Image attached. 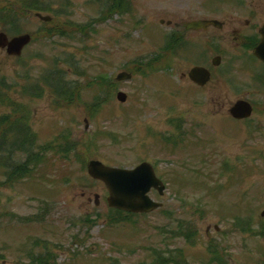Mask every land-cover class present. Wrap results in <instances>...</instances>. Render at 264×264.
Instances as JSON below:
<instances>
[{"label":"rangeland","instance_id":"rangeland-1","mask_svg":"<svg viewBox=\"0 0 264 264\" xmlns=\"http://www.w3.org/2000/svg\"><path fill=\"white\" fill-rule=\"evenodd\" d=\"M131 1L130 14L106 22L96 21L100 9L92 0H71L68 5L62 1L60 9L65 15L51 26L77 25L80 32L74 41L52 38L48 30L37 34L43 21L23 11L16 14L21 30L35 33L36 38L20 58L9 57L0 49V75L14 87L13 99L31 112L41 143L65 133L85 160L73 150L66 156L50 153L41 173L13 187H0V264H30L27 253L42 252L43 241L53 251L52 264H152L153 249H180L189 264H204L212 244L226 252L225 264H262L264 236L256 231H264V113L257 111L242 122L229 118L238 89L220 80L218 74L204 92L182 78L191 66L186 59L173 63V75L164 71L168 78H162V72L135 75L131 81L119 83L128 101L122 104L115 94L111 105L95 120L87 110L96 89L86 90L81 102L71 107L54 105L48 93L34 100L21 97L29 82L38 84L56 58L64 62L73 55L83 73L75 79L83 82L96 73L113 78L125 70L141 74L140 61L160 53L165 37L174 30L161 20L166 23L195 16L191 0ZM8 2L0 0V8ZM4 30L0 23V31ZM219 49L223 60L217 71L227 78L230 58L238 49L230 41ZM210 51L211 56L218 51L215 44L211 43ZM231 70L237 77L238 64ZM177 121L197 130L195 135L202 141L188 149L196 159L186 157L184 168L179 161L184 150L177 144L170 153L161 148L165 147L161 136L175 133ZM108 132H113L114 140L106 136ZM92 159L126 168L150 161L167 184L163 197L155 191L151 197L164 206L111 225L109 218L116 212L108 206V191L102 183L93 182L83 167V161L88 164ZM190 161L204 165L199 175L205 181L203 186L183 179L177 182L171 174L182 167L180 172L190 175ZM66 176L70 179H63ZM97 193L101 196L98 206L94 200ZM39 213L44 214L42 223L20 220ZM186 226L197 230L191 242L174 234ZM216 226L220 229L215 230ZM38 240L41 246H35Z\"/></svg>","mask_w":264,"mask_h":264},{"label":"trees","instance_id":"trees-1","mask_svg":"<svg viewBox=\"0 0 264 264\" xmlns=\"http://www.w3.org/2000/svg\"><path fill=\"white\" fill-rule=\"evenodd\" d=\"M24 5L16 7L15 3H9L2 8L3 20L10 24V31L12 33H19V25L17 22V12L23 11L25 8L52 11L51 7H43L40 0H22ZM105 12L109 13L120 12L124 9V0H109L105 5ZM52 34L63 32L52 27L49 31ZM67 71L61 68H53L45 77H43L45 86L49 91L55 95L59 100V105H73L82 100L83 91L85 89L84 83L69 80L67 78ZM0 109H6L9 112L0 115V173L5 181L0 185L6 187H13L25 179H29L37 174L40 167L46 162L50 153H70L73 150V144L65 142L66 144H52L48 143L42 145L39 143L38 134L31 126V112L17 103L15 94L12 92L14 87L8 84L5 77L0 76ZM86 88L97 89V94L90 106L91 112H96L100 107L110 101V91L115 87L112 80L100 75L87 83ZM36 86H26L21 96L28 97L38 96V92L32 89ZM35 91V94L32 92ZM109 91V93H108ZM107 92V94H105ZM76 148V147H75ZM76 157L84 159V155L80 152L75 153ZM84 164V161H83ZM129 216L122 212H116V216L110 217V224H117L124 222ZM195 235L190 230L189 226L182 229L180 236L191 239ZM154 259L152 264H189L182 251L171 252L170 250L162 252L153 249L151 255ZM37 264H48L46 258L35 259Z\"/></svg>","mask_w":264,"mask_h":264},{"label":"flooded vegetation","instance_id":"flooded-vegetation-1","mask_svg":"<svg viewBox=\"0 0 264 264\" xmlns=\"http://www.w3.org/2000/svg\"><path fill=\"white\" fill-rule=\"evenodd\" d=\"M194 17H181L168 25H174L169 41L170 52L162 51V56L169 63L186 59L191 66H201L211 71L212 61L210 44L219 46L226 41L233 43L238 52L230 58L227 68L228 77L224 78L216 69L214 76L232 88L238 89V100L248 101L253 107V113H264V59L256 54L264 49L260 46L264 40V0H191ZM197 2V3H196ZM195 3V4H194ZM219 17L223 24L221 28L209 26L205 30H186L185 21L210 20ZM163 20V19H162ZM171 21V23H168ZM180 24V27L177 25ZM197 39V40H195ZM220 51V49L218 50ZM223 59V53L216 54ZM238 64V76L234 77L232 67ZM187 73H183L185 77ZM217 77V76H216ZM206 90L207 87L199 88Z\"/></svg>","mask_w":264,"mask_h":264},{"label":"water","instance_id":"water-1","mask_svg":"<svg viewBox=\"0 0 264 264\" xmlns=\"http://www.w3.org/2000/svg\"><path fill=\"white\" fill-rule=\"evenodd\" d=\"M43 20H50L49 17L38 15ZM214 22V21H211ZM199 24H186V28H191ZM31 42L30 35H22L9 40L5 33H0V47L7 48L10 55L21 56L23 49ZM220 59L214 61L218 64ZM191 78L200 85H205L210 80V72L204 68L196 67L191 73ZM132 75L126 72L118 76V80H129ZM120 101H126L125 93H119ZM231 114L237 119L247 118L252 113L251 106L246 102H237L230 110ZM89 174L102 181L109 191V206L131 213H149L162 205L153 201L148 193L152 188L158 189L163 193L165 187L156 177L153 167L148 163H143L137 168L129 170L111 167L100 161H91L88 166ZM97 200L99 195L96 196ZM264 215V214H263Z\"/></svg>","mask_w":264,"mask_h":264}]
</instances>
